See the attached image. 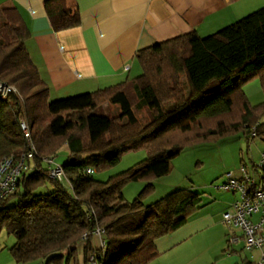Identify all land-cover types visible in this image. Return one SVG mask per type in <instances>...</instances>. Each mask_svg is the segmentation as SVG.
Here are the masks:
<instances>
[{"label":"trees","instance_id":"16d2710c","mask_svg":"<svg viewBox=\"0 0 264 264\" xmlns=\"http://www.w3.org/2000/svg\"><path fill=\"white\" fill-rule=\"evenodd\" d=\"M44 9L55 31L80 23L67 0H46ZM1 15L0 83L17 93L0 97V161L29 150L22 121L36 152L16 192L0 202V232L14 237L9 252L17 264H77L80 244L94 264H151L156 240L182 227L202 202L199 193L179 189L144 204L171 161L195 144L238 134L264 145V101L251 106L243 91L257 80L264 94V7L208 37L191 33L139 51L134 79L56 101L30 58L19 12L8 7ZM106 104L118 106L115 116L94 114ZM62 149L68 159L58 182L43 159L55 160ZM140 150L144 161L107 181L94 179ZM137 181L148 183L128 202L123 189ZM97 228L103 251L91 244Z\"/></svg>","mask_w":264,"mask_h":264},{"label":"crops","instance_id":"0c3cea01","mask_svg":"<svg viewBox=\"0 0 264 264\" xmlns=\"http://www.w3.org/2000/svg\"><path fill=\"white\" fill-rule=\"evenodd\" d=\"M45 1L0 0V16L8 7L19 12L29 32L26 48L49 88L51 101L134 79L141 74L136 59L139 51L191 33L208 37L264 7V0H67L78 11L80 23L55 31L45 12ZM243 91L251 106L264 101L257 80L246 84ZM111 112L117 108L111 107ZM263 151L258 149L256 160H250L253 172L260 174L256 177L259 181L263 175L257 165ZM236 196H221L222 212L204 208L201 202L182 227L156 240L159 256L151 264H253L241 258L242 252L252 251L245 250L242 243L228 242L231 233L240 235V231L227 228L221 221ZM99 242L93 237L91 244L98 249ZM10 247H0V264H17ZM220 251L228 253L223 261L217 260ZM76 252L77 264H91L84 258V244Z\"/></svg>","mask_w":264,"mask_h":264},{"label":"rangeland","instance_id":"374dc122","mask_svg":"<svg viewBox=\"0 0 264 264\" xmlns=\"http://www.w3.org/2000/svg\"><path fill=\"white\" fill-rule=\"evenodd\" d=\"M1 21L2 15L0 16V23ZM114 106L108 104L107 109L101 106L94 111V114L106 117L115 116L111 112V107ZM117 109L119 110L118 106ZM138 117L142 121L145 120L143 114L138 115ZM258 149H264L260 140L247 141L242 134L222 140L203 141L188 147L171 161V171L168 175L152 182L154 189L148 194L145 193L144 204L146 206L154 204L174 190L189 189L201 195L204 208L210 207L215 212H222V209H219L221 205L219 201L221 196L228 192L221 190L219 187L223 184L228 173H233L235 177H238L240 176V169L243 167L247 173L249 172L248 174L254 178H259L260 174L253 172V164L250 161L256 160ZM67 156V151L62 149L55 162L62 164L66 161ZM145 159L146 152L144 150L127 153L114 168L105 172H94L93 177L98 181H107ZM147 183V181H137L127 184L122 192L124 199L128 202L132 201L143 192ZM14 242V237L8 235L5 230L0 232L1 248L10 247ZM227 250H231V248L228 249L227 247ZM263 252L264 249L242 252L241 258H246L250 263L259 264ZM226 254L228 255L223 251L218 252L216 255L218 256L217 260L223 261L222 259L227 256ZM245 264L247 263L245 262Z\"/></svg>","mask_w":264,"mask_h":264},{"label":"built area","instance_id":"2783aa9c","mask_svg":"<svg viewBox=\"0 0 264 264\" xmlns=\"http://www.w3.org/2000/svg\"><path fill=\"white\" fill-rule=\"evenodd\" d=\"M17 93L12 86L0 83V97L6 98L9 94ZM20 129L24 138L28 141L29 150L18 158L13 156L5 157L0 161V202L12 196L17 188L18 181L23 173L30 170V162L34 160L35 148L31 143V131L27 122L20 123ZM43 162L48 165V175L51 179L63 182L65 180L62 166L52 158H45ZM258 168H264V151L258 162ZM86 173L91 174L92 170L87 169ZM221 190L232 193L236 200L230 208L223 212L221 221L232 230L240 231V235L231 233L228 238L229 244L242 243L244 249L252 251L264 249V186L259 180L250 177L246 170L240 169V176L235 177L233 173H228ZM257 217V219H254ZM103 230L97 228L93 237L99 239V249H105V243L101 239ZM90 263L94 264L90 257ZM259 264H264V254Z\"/></svg>","mask_w":264,"mask_h":264},{"label":"water","instance_id":"95a60500","mask_svg":"<svg viewBox=\"0 0 264 264\" xmlns=\"http://www.w3.org/2000/svg\"><path fill=\"white\" fill-rule=\"evenodd\" d=\"M170 153V152H169Z\"/></svg>","mask_w":264,"mask_h":264}]
</instances>
